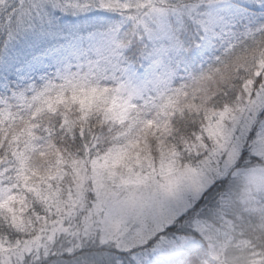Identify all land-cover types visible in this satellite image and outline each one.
Listing matches in <instances>:
<instances>
[{"label":"snow or ice","instance_id":"obj_1","mask_svg":"<svg viewBox=\"0 0 264 264\" xmlns=\"http://www.w3.org/2000/svg\"><path fill=\"white\" fill-rule=\"evenodd\" d=\"M0 264H264V0H0Z\"/></svg>","mask_w":264,"mask_h":264}]
</instances>
